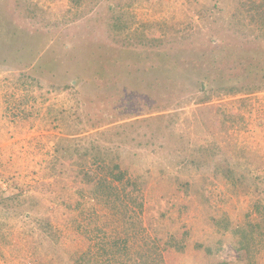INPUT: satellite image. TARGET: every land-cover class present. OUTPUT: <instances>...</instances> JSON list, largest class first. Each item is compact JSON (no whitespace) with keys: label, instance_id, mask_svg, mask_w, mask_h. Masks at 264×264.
Returning a JSON list of instances; mask_svg holds the SVG:
<instances>
[{"label":"rangeland","instance_id":"obj_1","mask_svg":"<svg viewBox=\"0 0 264 264\" xmlns=\"http://www.w3.org/2000/svg\"><path fill=\"white\" fill-rule=\"evenodd\" d=\"M233 82L262 87L216 92ZM57 136L118 148L128 184ZM131 216L163 264H264L232 234L263 230L264 0H0V264H71Z\"/></svg>","mask_w":264,"mask_h":264},{"label":"trees","instance_id":"obj_2","mask_svg":"<svg viewBox=\"0 0 264 264\" xmlns=\"http://www.w3.org/2000/svg\"><path fill=\"white\" fill-rule=\"evenodd\" d=\"M116 25V24H113ZM219 65H215L220 71ZM205 80L199 81L198 90H201V94H197L196 102H206L213 91H211L210 86ZM262 84L255 83L252 85H243L237 83H226V85L216 87V92L223 91L224 95H234L238 93H248L254 92L261 89ZM72 86V84H71ZM219 94L216 93L215 96ZM47 113L51 112L52 116L56 118L59 117L58 111L49 106ZM57 111V112H56ZM60 112V111H59ZM64 112V111H63ZM62 112V113H63ZM54 151L62 159L72 160L71 158L84 160L85 154H93V150H96L98 159L100 161V166L98 168L103 171L105 175L111 177V181H116L121 183L125 178V172L120 169L121 153L118 148H111L110 150H99L97 145H91L89 148L85 147L82 149L78 145L72 143V139L65 136H57L54 141ZM99 150V151H98ZM96 155V156H97ZM73 161V160H72ZM203 164L212 168L215 175L220 176L227 182H232L233 185L239 184H251L250 178L245 180V175L243 172L235 171L234 167L232 169L231 165L226 163H216L210 161H204ZM202 164V166H203ZM127 182V181H126ZM124 183V182H123ZM128 184V182H127ZM135 218V220L133 219ZM45 219L39 218L38 224H40V229L44 226L43 222ZM259 228L263 229L262 232L247 231L241 226L234 227L232 229L233 246L238 250H244L250 256L252 255V246L254 245L253 240H263L264 241V221ZM146 227L142 223V219L139 216H131L128 219H124L122 226L115 229V235L112 236L108 241H104L98 248L97 252H92L90 248L82 252H72L71 253V264H163V255L160 247L156 242L145 234ZM128 232L139 233L141 238L139 242L136 243L135 250L131 251L128 239ZM256 233V234H255ZM50 234V233H48ZM131 234V233H130ZM58 259H62V256H58ZM58 264V263H57Z\"/></svg>","mask_w":264,"mask_h":264}]
</instances>
